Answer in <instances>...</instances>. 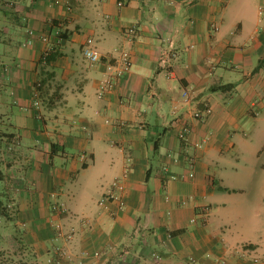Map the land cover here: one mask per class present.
<instances>
[{
    "label": "crops",
    "instance_id": "1",
    "mask_svg": "<svg viewBox=\"0 0 264 264\" xmlns=\"http://www.w3.org/2000/svg\"><path fill=\"white\" fill-rule=\"evenodd\" d=\"M124 3L0 0L1 258L18 232L19 264H264V0Z\"/></svg>",
    "mask_w": 264,
    "mask_h": 264
},
{
    "label": "built area",
    "instance_id": "2",
    "mask_svg": "<svg viewBox=\"0 0 264 264\" xmlns=\"http://www.w3.org/2000/svg\"><path fill=\"white\" fill-rule=\"evenodd\" d=\"M61 1L68 2L69 0H56V3H60ZM124 4H125L124 0H119V5L123 6ZM30 32L33 33L32 30ZM128 32L130 35H134L136 34V28L134 26H131L128 28ZM45 39L48 40V36H45ZM84 55L92 63H98L103 60V54L97 47L94 38L92 37L88 38L84 46ZM167 56H168V53H164L162 60L166 61ZM131 64H132L131 53L128 50H124L122 52L117 63L115 64L109 63L108 70H109L110 75L106 79L101 81V84L99 87L100 97L103 96L106 90L110 89L114 85L115 78L121 77L127 71L131 69ZM34 95H35V104L38 106L40 105V100H39L40 92L38 89L35 90ZM184 97H185L186 103L188 104V106H190L191 97H190V92L188 90L184 92ZM175 112H176V108H175ZM212 112H213V109L211 105L205 104L204 108H198L195 111H192L191 113L195 118H204L205 116L211 114ZM186 130H188V128L185 127L184 132ZM190 175L194 176V172H191ZM174 177L176 178L177 176L174 175ZM124 191H125V182L123 179L119 177L114 181L113 189L108 192L107 196L102 198L101 203L105 204L106 202L113 200V201H117L120 207H124V205L126 204V201L123 196ZM53 210L58 213H64L67 211V207L65 206V204L57 202L53 205ZM57 226L59 228V233L64 234L63 226L59 223L57 224ZM67 236L71 238L73 234H68ZM97 254H99V252Z\"/></svg>",
    "mask_w": 264,
    "mask_h": 264
},
{
    "label": "trees",
    "instance_id": "3",
    "mask_svg": "<svg viewBox=\"0 0 264 264\" xmlns=\"http://www.w3.org/2000/svg\"><path fill=\"white\" fill-rule=\"evenodd\" d=\"M50 56L47 57V60H49ZM17 240L19 241V248L17 250H11L9 252V255L6 256V258H1L0 256V264H19V263H14L16 260L17 262L21 261V259H17V255L19 253H23L27 251L29 253L28 261H31L33 258L37 259V256L32 252L31 248L27 246L21 237V235L17 232L16 236ZM5 259V260H4ZM10 260V262H9ZM4 261V262H3ZM23 261V259H22ZM31 264H36V262H31Z\"/></svg>",
    "mask_w": 264,
    "mask_h": 264
},
{
    "label": "rangeland",
    "instance_id": "4",
    "mask_svg": "<svg viewBox=\"0 0 264 264\" xmlns=\"http://www.w3.org/2000/svg\"><path fill=\"white\" fill-rule=\"evenodd\" d=\"M3 169L6 170V166H4ZM260 178H261V177H260ZM226 183H227V182H226ZM1 184H2V188H4V186H3V185H4V181H1ZM249 193H251V192H249ZM253 193H255V192H253ZM235 197H237V195H233V194L230 195V196H227V195H226V198H228V199H233V198H235Z\"/></svg>",
    "mask_w": 264,
    "mask_h": 264
}]
</instances>
